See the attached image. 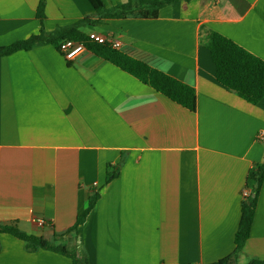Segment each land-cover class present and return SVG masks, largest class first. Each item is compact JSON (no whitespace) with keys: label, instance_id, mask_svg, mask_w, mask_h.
<instances>
[{"label":"crops","instance_id":"0c3cea01","mask_svg":"<svg viewBox=\"0 0 264 264\" xmlns=\"http://www.w3.org/2000/svg\"><path fill=\"white\" fill-rule=\"evenodd\" d=\"M213 2L220 18L199 19L192 0L122 20L93 16L88 0H46L45 32L90 17L85 33L112 34L120 52L193 88L196 110L88 49L70 61L50 44L1 57L0 224L57 245L97 194L74 233L89 264H209L234 251L248 175L264 159V98L250 104L220 84L200 35L264 60V0ZM38 3L0 0V47L39 33ZM254 258L264 259V182L237 260ZM0 264L72 261L0 233Z\"/></svg>","mask_w":264,"mask_h":264},{"label":"trees","instance_id":"16d2710c","mask_svg":"<svg viewBox=\"0 0 264 264\" xmlns=\"http://www.w3.org/2000/svg\"><path fill=\"white\" fill-rule=\"evenodd\" d=\"M182 1L190 2L192 0H126V2L118 3L112 7H106L102 0H88L95 11L93 16L99 19L122 20L127 18L156 19L162 8ZM45 6L46 0H39L36 11L41 23L39 33L0 47V58L18 51H29L34 47L46 44L53 45L58 50L60 42L64 39L83 41L86 49L112 62L143 83L150 85L173 102L195 112L196 93L193 88L159 71L150 65V61L144 56L137 55L138 58H136L120 52L109 44H97L89 41L88 34L90 32L85 33V29L94 26L96 22L91 20L90 17L68 26L58 27L52 33L45 32L43 28ZM206 18H220L213 0H201L199 19ZM200 38L201 43L210 51L217 81L230 91L235 92L246 102L250 104L259 103L264 98V60L217 32L207 31L200 35ZM120 167L121 164L117 165L107 175L106 182H110L119 175ZM263 182L264 159L261 163L253 166L248 175L247 187L250 188V192L241 201V216L235 234L234 251L209 264H241L237 260L238 255L249 238ZM88 200L86 209L77 218L75 224L60 236L62 238L67 237L68 243L74 239L76 228L84 222L88 213L95 206L97 194H93ZM0 233L11 234L24 241L29 251L37 249L50 250L70 258L72 264H89L87 259H81L77 256L75 243L71 246H67L65 243L56 245L44 240L42 237L21 232L15 223L0 224ZM246 264H264V259L254 258Z\"/></svg>","mask_w":264,"mask_h":264},{"label":"built area","instance_id":"2783aa9c","mask_svg":"<svg viewBox=\"0 0 264 264\" xmlns=\"http://www.w3.org/2000/svg\"><path fill=\"white\" fill-rule=\"evenodd\" d=\"M88 40L97 44H109L115 49L121 47L119 40L112 34H102L97 31H90L88 34ZM58 51L67 61H70L86 51V45L83 41L64 39L60 42ZM248 194V190L244 191L243 197L247 196ZM36 223L39 226L47 225V222L44 219H37Z\"/></svg>","mask_w":264,"mask_h":264},{"label":"rangeland","instance_id":"374dc122","mask_svg":"<svg viewBox=\"0 0 264 264\" xmlns=\"http://www.w3.org/2000/svg\"><path fill=\"white\" fill-rule=\"evenodd\" d=\"M61 243H65L67 246H71L72 244L75 243V240L73 239L72 241H70V243H68L67 240H64V241H60V242H59V244H61Z\"/></svg>","mask_w":264,"mask_h":264}]
</instances>
